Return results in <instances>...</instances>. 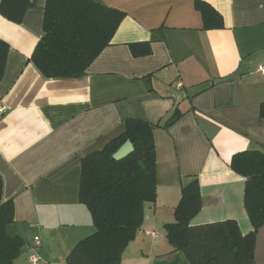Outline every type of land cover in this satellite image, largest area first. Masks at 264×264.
<instances>
[{"label": "crops", "instance_id": "1", "mask_svg": "<svg viewBox=\"0 0 264 264\" xmlns=\"http://www.w3.org/2000/svg\"><path fill=\"white\" fill-rule=\"evenodd\" d=\"M124 13L110 43L78 78H46L30 60L43 34L45 0L20 21L0 15L8 44L0 80L2 199L13 204L10 235L24 244L12 264H27L28 243L41 239L37 264H66L73 246L95 230L78 201L81 159L124 131L125 118L153 125L156 198L122 252L120 264H189L166 238L181 188L196 179L201 207L191 225L233 219L245 234V178L232 154L264 153V0H202L222 27L203 29L196 0H98ZM149 42L133 56L131 43ZM242 65L246 72L228 78ZM177 109L179 117L164 122ZM154 232L155 238L148 235ZM253 264H264V223Z\"/></svg>", "mask_w": 264, "mask_h": 264}, {"label": "trees", "instance_id": "2", "mask_svg": "<svg viewBox=\"0 0 264 264\" xmlns=\"http://www.w3.org/2000/svg\"><path fill=\"white\" fill-rule=\"evenodd\" d=\"M29 0H0V15L20 23ZM203 29L222 27L219 13L207 2L195 1ZM124 13L98 0H45L43 34L30 60L46 78L81 77L92 60L106 47ZM133 56L150 53L149 42L131 43ZM8 44L0 39V80ZM180 113L175 109L164 125ZM264 118V102L259 106ZM124 131L100 150L80 162L78 201L91 216L94 232L78 241L65 258L66 264H120L121 255L143 221L146 202L156 198L155 145L153 125L140 118H125ZM126 140L133 151L120 160L112 154ZM230 168L245 178L243 206L251 230L242 234L233 219L191 225L201 207L196 179L181 188L174 208V221L164 225L169 244L180 250L189 264H253L255 234L264 223V153L243 150L232 154ZM0 176V264H12L24 240L10 235L13 204L3 200Z\"/></svg>", "mask_w": 264, "mask_h": 264}, {"label": "built area", "instance_id": "3", "mask_svg": "<svg viewBox=\"0 0 264 264\" xmlns=\"http://www.w3.org/2000/svg\"><path fill=\"white\" fill-rule=\"evenodd\" d=\"M257 71H259L261 74L264 75V65H260L257 68ZM1 111V108H0ZM148 235L152 238H155L156 234L152 231L148 232ZM41 246V239L38 235H34L31 238V241L28 243V249L29 252L27 254V264H37L39 261V255H38V249Z\"/></svg>", "mask_w": 264, "mask_h": 264}, {"label": "water", "instance_id": "4", "mask_svg": "<svg viewBox=\"0 0 264 264\" xmlns=\"http://www.w3.org/2000/svg\"><path fill=\"white\" fill-rule=\"evenodd\" d=\"M33 1V0H29ZM243 72H246L245 69L240 65L238 69L229 75L228 78L235 77L241 75ZM133 151V145L129 140H126L122 145H120L117 150L112 154L113 159L120 160L126 157L129 153Z\"/></svg>", "mask_w": 264, "mask_h": 264}]
</instances>
